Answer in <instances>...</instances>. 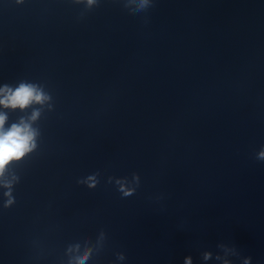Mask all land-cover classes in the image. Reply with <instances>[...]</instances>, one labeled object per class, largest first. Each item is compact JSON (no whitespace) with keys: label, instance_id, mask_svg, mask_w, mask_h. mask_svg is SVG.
Returning a JSON list of instances; mask_svg holds the SVG:
<instances>
[{"label":"water","instance_id":"water-1","mask_svg":"<svg viewBox=\"0 0 264 264\" xmlns=\"http://www.w3.org/2000/svg\"><path fill=\"white\" fill-rule=\"evenodd\" d=\"M82 10L0 0V85L40 83L54 101L16 203L0 195V264H66L69 244L101 230L88 264H220L201 257L220 243L237 248L232 264H264V0ZM96 171L94 189L77 184ZM134 172L130 197L107 182Z\"/></svg>","mask_w":264,"mask_h":264},{"label":"clouds","instance_id":"clouds-1","mask_svg":"<svg viewBox=\"0 0 264 264\" xmlns=\"http://www.w3.org/2000/svg\"><path fill=\"white\" fill-rule=\"evenodd\" d=\"M15 4L21 5L25 0H14ZM123 7L132 14L147 12L153 6L154 0H120ZM74 5H83L80 18L94 8L99 7L101 0H71ZM145 22H147L145 20ZM54 110L53 96L40 83L20 80L17 84L0 85V195L3 197L2 207L11 208L16 199L14 196L15 186L20 182L17 167L29 159L39 148L41 130L38 123L45 112ZM19 112L15 121L10 122V113ZM255 159L264 161V146L255 153ZM100 172L77 180V184L85 185L88 189H94L100 182ZM108 183H115L122 198H127L136 193L140 186V176L132 173L128 177L109 176ZM162 197H157L161 199ZM107 236L101 230L93 242L85 239L83 242L71 243L66 247V264H88L94 256L100 254L105 246ZM220 252L213 254L211 251L201 253L202 260L207 262L214 259L220 264H232L230 257H238L240 254L235 246L220 243L217 245ZM116 260L123 262L126 256L123 252L116 253ZM183 264H193L192 256H186ZM242 264H252L250 256L242 258Z\"/></svg>","mask_w":264,"mask_h":264}]
</instances>
